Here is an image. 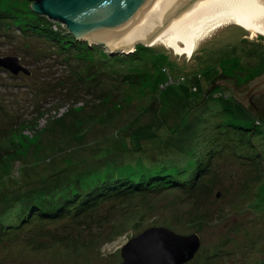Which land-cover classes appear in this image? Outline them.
I'll return each instance as SVG.
<instances>
[{"label": "rangeland", "instance_id": "rangeland-1", "mask_svg": "<svg viewBox=\"0 0 264 264\" xmlns=\"http://www.w3.org/2000/svg\"><path fill=\"white\" fill-rule=\"evenodd\" d=\"M31 2L0 0V11L4 16L14 17V12L32 9ZM18 20L14 19L16 23L5 32L0 28V56L17 55L20 64L28 70H19L15 74L0 65V188L9 184L11 174L17 176L23 165L29 180L53 173L70 160H82L86 150L84 144L93 137L89 130L91 125L100 123V126L107 125L118 131L121 128L117 126L127 123L135 115L148 129L150 125L152 130L160 127L157 117L160 101L156 99L155 105L146 112L152 96L148 92V79L139 77L133 88L123 81L122 62L110 66L118 71H99L96 64L91 65L89 59L79 54L82 50L75 48L61 52L54 38L36 31L34 34L24 32L20 30ZM57 22L59 25L52 24V31L70 33L64 23ZM88 44L101 46L113 55L129 54L138 43L134 44L133 51ZM151 44L169 53L172 75L201 72L200 86H210L206 72L210 67L213 73L216 67L221 70L220 80L213 86L228 84L227 80L238 91L249 89L250 80L264 73V34L252 36L250 29L240 24L230 23L198 38L186 60L187 52L182 51L178 57L166 42ZM233 56L239 59L237 63ZM94 73L96 75L92 77ZM166 78V74L160 77L161 80ZM187 81L182 85H170L168 91L185 97L188 84L193 82ZM190 97L200 101L201 106L193 108L189 122L197 116L195 120L200 119L202 126L224 122L226 115L211 112L220 107V100H203L202 90L190 93ZM237 100L255 119L257 115L264 116V91L252 95L247 105L239 97ZM103 111L108 113L105 115ZM61 118L63 120L58 121ZM252 119L236 117L233 121L248 124ZM258 129L264 132L262 125ZM109 132L110 129L100 135ZM240 132L243 133L235 134ZM263 132L250 133L251 140L247 137V144H240L241 147L220 146L218 149L207 139L202 141L206 146L200 141L201 148L195 158L210 161L220 154V160L210 169V174L200 175L199 185L195 188L183 185L114 197L86 208L81 214L30 220L9 231L3 230L0 233V264H120L122 245L152 225H166L182 234H199V250L184 264H264ZM227 150L231 153H226ZM243 155L249 159L240 158ZM156 158L158 161L165 159ZM34 182L36 185L41 183ZM7 193L10 191L5 190Z\"/></svg>", "mask_w": 264, "mask_h": 264}, {"label": "trees", "instance_id": "trees-1", "mask_svg": "<svg viewBox=\"0 0 264 264\" xmlns=\"http://www.w3.org/2000/svg\"><path fill=\"white\" fill-rule=\"evenodd\" d=\"M14 14V17L9 14L4 16V13L0 11V24L5 25V28L4 25H0L3 32L11 24L16 23L13 22L14 19L19 18L20 30L30 31L32 34H34L33 31H36V33L54 38L53 40L58 44L61 52L71 51L75 48L79 51L82 50L79 54H82L85 59H89L91 65L96 64L99 71L107 69L118 71L116 67L114 69L110 66L113 67L116 66V63L122 62L120 71H123V81L133 88L137 85L139 77L148 79V92L152 96L148 101L149 104L146 105V112L151 109L156 99L160 101L157 105L160 127L152 130L150 125L148 129L135 115H132L127 123L117 126L121 128L118 131L108 128L107 125L100 126V123L91 125L89 130L93 137L84 144L86 150L82 160H70L53 173L29 180L26 178L23 165L22 171L19 170L17 176L11 174L12 181L0 188V233L3 230L9 231L11 228L19 227L23 222L30 220L44 221L70 214L72 216L81 214L86 208L97 206L114 197L123 198L140 192L149 193L165 187L179 188L188 185L195 188L199 185L200 175L210 174V169L220 160V154L215 155L210 161L195 158L197 150L201 148L200 141L207 139L210 145L218 146L217 148L221 149L220 146L226 148L247 144V137L263 132L258 129V126L264 127V116L257 115V119H255V116L251 115L252 113H248L247 107L237 100L238 95L229 85L230 81L226 80L228 84L213 86L217 80H220L218 74L221 70L218 71L217 67L214 68L215 73L211 70L212 67L206 70L207 76L210 77L211 89L208 85L200 86L198 81L202 77L201 72L172 75L170 67L172 60L169 58V53L163 48L139 43L135 50L129 54L116 53L112 55L101 46L95 44L90 46L86 40L79 41L71 33L52 31V24L59 25V23L46 19L44 15L35 13L32 9H26L20 13L14 12ZM173 52L175 53L174 49ZM85 54L89 57H86ZM214 55L215 53L211 57ZM233 59L236 63L239 61L236 56H233ZM219 61L220 59L216 63ZM154 70L155 73H153ZM163 74H166L167 78L161 80L160 77ZM95 75L94 73L91 76ZM188 79L193 82L188 84V93L185 94V97L180 96L177 92L168 91L170 85H182L187 83ZM214 89L215 91H213ZM199 90L203 92V100L208 98L220 100V107L211 109V112L216 111L215 115H220L219 113L226 115L228 118L225 117L224 122L217 121L214 125L202 126L200 119L195 120L198 116L189 122L193 117V113H191L193 108L201 106L200 101L190 97V93H199ZM103 112L105 115L108 113V111ZM236 117H246V120L252 117L253 119L248 121V124H243L241 121L234 122ZM61 120L63 119H58V121ZM216 128L220 132L216 131ZM109 129L108 134L100 135ZM207 130L209 132H206ZM239 131H243V133L240 132L236 135L235 133ZM218 132L224 135H219ZM249 140L251 139L249 138ZM202 144L206 146L205 143L202 142ZM228 150L225 152L228 153ZM208 151L210 150L208 149ZM69 152L72 151L69 150ZM151 155L153 157L149 159ZM156 157H165V159L158 161ZM247 157L243 155L240 158ZM168 158L170 161H167ZM34 181H41V183L36 185ZM5 190L10 193L5 194ZM259 232H263V230Z\"/></svg>", "mask_w": 264, "mask_h": 264}, {"label": "water", "instance_id": "water-1", "mask_svg": "<svg viewBox=\"0 0 264 264\" xmlns=\"http://www.w3.org/2000/svg\"><path fill=\"white\" fill-rule=\"evenodd\" d=\"M31 6L64 23L77 39L111 50L133 51L135 43L152 45L153 36L147 39L151 34L166 33L178 57L187 51L185 60L203 28L223 15H231L246 29L264 32V0H32ZM19 61L17 55L0 56V65L15 74L28 71ZM249 83L245 91L230 84L246 105L252 95L264 91V73ZM200 244L195 232L182 234L165 225H152L122 245L120 264H184Z\"/></svg>", "mask_w": 264, "mask_h": 264}, {"label": "bare ground", "instance_id": "bare-ground-1", "mask_svg": "<svg viewBox=\"0 0 264 264\" xmlns=\"http://www.w3.org/2000/svg\"><path fill=\"white\" fill-rule=\"evenodd\" d=\"M232 24V23H236V24H240V25H243L241 24L240 22H238L234 17H232L231 15H223L222 17L218 18L217 20L213 21V22H210L209 24H207L203 30L201 31L200 35L194 40V45H193V48L195 47V42L197 41L198 38H201V37H204L208 32L212 31V30H215L217 28H220V27H223L225 25H228V24ZM244 26V25H243ZM246 27V26H245ZM248 28V27H247ZM250 29V33L252 34V36H256L258 35L259 33H262L264 34V32L262 31H256V30H252L251 28H248ZM254 32V33H253ZM153 36V42H156V41H161V42H166L167 43V38H168V35L166 33H155V34H151L150 36H148L147 39H149V37H152ZM147 39H144L143 41H146ZM135 43V42H134ZM168 46H170L171 48L175 49L172 45L168 44ZM133 46V44H132ZM192 48V50H193ZM191 50V51H192ZM184 52H187L185 50H182ZM181 51V52H182ZM180 52V53H181Z\"/></svg>", "mask_w": 264, "mask_h": 264}, {"label": "flooded vegetation", "instance_id": "flooded-vegetation-1", "mask_svg": "<svg viewBox=\"0 0 264 264\" xmlns=\"http://www.w3.org/2000/svg\"><path fill=\"white\" fill-rule=\"evenodd\" d=\"M251 98V97H250Z\"/></svg>", "mask_w": 264, "mask_h": 264}]
</instances>
